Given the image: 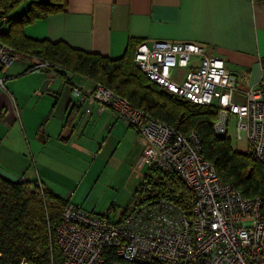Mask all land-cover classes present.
I'll list each match as a JSON object with an SVG mask.
<instances>
[{"label":"built area","instance_id":"obj_1","mask_svg":"<svg viewBox=\"0 0 264 264\" xmlns=\"http://www.w3.org/2000/svg\"><path fill=\"white\" fill-rule=\"evenodd\" d=\"M18 60L26 61L27 70L43 71L50 79L61 69L0 40V69L5 71ZM133 60L168 92L213 105L214 132L228 135L233 125L234 137L244 140L251 158L264 164V87L241 88L225 61L201 43L140 42ZM176 68L184 69L178 77L172 73ZM3 79L0 76L1 85ZM70 90L77 104L94 106L98 113L109 110L134 129L141 144L138 173L143 166L174 172L191 195L188 209L159 198L139 202L118 218L107 211L87 210L66 196L55 227L60 264H264L261 196L245 195L223 181L202 154L194 131L183 134L97 81L90 87L73 84Z\"/></svg>","mask_w":264,"mask_h":264},{"label":"crops","instance_id":"obj_2","mask_svg":"<svg viewBox=\"0 0 264 264\" xmlns=\"http://www.w3.org/2000/svg\"><path fill=\"white\" fill-rule=\"evenodd\" d=\"M23 32L29 37L60 40L110 57L122 55L129 39L147 43L155 40L201 43L209 53L225 61L228 69L237 75L241 88L252 85L264 87V0H66L63 11L26 24ZM26 66L25 60H18L5 71L0 69V76H4L0 84V173L11 177H15L11 169L22 172L28 165V161L24 162V155L29 142L26 143L24 134L28 137V128L31 133L30 98L38 96V91H41L40 95L44 91L45 94L59 95L55 91L57 77L69 87L73 84L90 87L93 83L85 76L66 70L63 73L69 82L63 80L60 71L57 77L50 79L45 72L29 71ZM38 98L42 100L44 96ZM72 104L78 110L71 125L64 126L65 117L60 132L67 130L54 138L68 142L76 135V143L71 144L78 151L94 147L93 134L90 137L85 134L93 123L103 122L108 132L121 125L122 120L115 118L111 111L98 113L94 106L83 107L75 102L72 95L67 101L65 113ZM14 107L18 108V112ZM20 107L22 110H19ZM124 124L120 140H124L126 147L133 144L125 152V157L136 160L141 144L133 133L134 129ZM44 133L45 138L41 136L43 141L50 136L48 131L44 130ZM83 134V137L79 136ZM126 135L134 139L127 142ZM107 139L108 136L102 140L100 147ZM77 141H80L79 144ZM42 147L40 145L37 151ZM23 174L25 179L42 182L37 165L29 176Z\"/></svg>","mask_w":264,"mask_h":264},{"label":"trees","instance_id":"obj_3","mask_svg":"<svg viewBox=\"0 0 264 264\" xmlns=\"http://www.w3.org/2000/svg\"><path fill=\"white\" fill-rule=\"evenodd\" d=\"M24 4L21 13L12 12ZM66 0H0V40L19 52H26L58 66L100 82L127 98L132 106L177 127L183 134L194 131L204 157L212 163L219 177L245 195H260L264 212V164L252 159L248 150L230 144L228 135H217L213 105H202L182 99L148 79L133 60L140 39H129L122 55L110 57L73 47L64 41L37 39L24 34L23 27L36 19L63 11ZM2 25L6 28L2 29ZM69 108L64 126L71 125L77 113ZM140 202L166 198L188 209L190 189L180 176L151 166L136 192ZM65 196L36 180L11 177L0 173V264H60L61 252L55 241V227ZM112 207L106 209L107 212ZM127 212V208L122 214Z\"/></svg>","mask_w":264,"mask_h":264},{"label":"rangeland","instance_id":"obj_4","mask_svg":"<svg viewBox=\"0 0 264 264\" xmlns=\"http://www.w3.org/2000/svg\"><path fill=\"white\" fill-rule=\"evenodd\" d=\"M23 5L21 4L12 13L16 16L19 15ZM183 70V68H176L172 73L178 77ZM55 79L57 81L55 91L59 95L45 94L44 91L41 94L44 98L41 100L38 98L41 96V91H38V96L29 100L30 107L28 109L32 110L31 133L28 128V137L24 134L26 143L29 142L24 155V162L28 161V165L22 169V172L29 176L35 171L37 165V172H39V176L41 175L42 182L46 186L62 196H69L71 202L87 210L104 212L107 208L112 207L108 215L111 218H118L125 208L130 211L140 202L141 195L139 191L136 192V189L143 173L148 171V167L143 166L138 173L135 168L137 159L131 160L125 157V152L133 147V142L132 145L129 144L126 147L124 140H120L121 133H123L121 129L125 127L121 120V125H116L110 132L103 126V122L93 123V126L88 128V133H85L88 137L93 134V140L95 139L94 147L90 149L86 147L87 149L83 148L82 151H78L76 146L71 144L72 142L76 143V135L68 142L54 138L67 130L66 128L64 132H60L61 125L68 114L65 113L67 101L72 95L70 87L60 82L61 78ZM82 106L85 107V105ZM14 109L18 112V108L14 107ZM19 110H22V107ZM22 116H24L23 113ZM44 130L50 134L45 141L41 138V136L45 138ZM233 131L234 127L231 125L228 129L231 146L242 151L248 150L246 142L237 140ZM85 134L79 136L83 137ZM106 136L108 139L104 146L100 147ZM126 137L127 142L134 139L133 136L126 135ZM79 142L77 141L78 144ZM40 145L43 147L37 151ZM20 158H23V154ZM11 170L16 178L23 177L22 172ZM69 193L71 194L69 195Z\"/></svg>","mask_w":264,"mask_h":264}]
</instances>
